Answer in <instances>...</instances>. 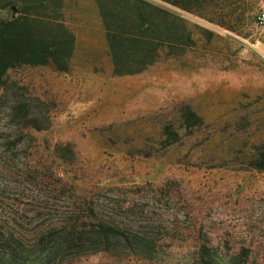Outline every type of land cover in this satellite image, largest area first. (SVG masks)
<instances>
[{
	"label": "rangeland",
	"instance_id": "rangeland-1",
	"mask_svg": "<svg viewBox=\"0 0 264 264\" xmlns=\"http://www.w3.org/2000/svg\"><path fill=\"white\" fill-rule=\"evenodd\" d=\"M149 1L185 18L194 45L165 47L146 70L114 75L96 1L68 0L65 18L78 44L69 70L9 71L0 90V230L21 228L31 194L54 213L72 187L96 192L169 181L175 192L166 214L184 233L165 257L101 252L65 264H191L200 236L223 248L260 249L262 262L264 171L247 170L245 160L264 141V32L257 24L264 0H201L196 10ZM183 104L205 120L193 135L181 127ZM30 119L43 128L27 127ZM166 125L179 129L178 141L169 143ZM57 176L67 183L62 195L51 190Z\"/></svg>",
	"mask_w": 264,
	"mask_h": 264
},
{
	"label": "trees",
	"instance_id": "trees-1",
	"mask_svg": "<svg viewBox=\"0 0 264 264\" xmlns=\"http://www.w3.org/2000/svg\"><path fill=\"white\" fill-rule=\"evenodd\" d=\"M67 1L0 0V11L13 8L15 12L13 17L0 16V90L7 84L9 71L24 65L69 70L76 37L65 18ZM95 1L114 75L138 74L155 64L165 47L178 49L195 43L185 18L149 0ZM161 1L196 10L201 0ZM36 121L27 120L25 125L42 129ZM181 122L192 135L205 125L189 104L182 105ZM164 134L169 143L180 138L179 129L171 125L165 126ZM56 151L67 160L61 147ZM245 161L247 170L264 171V141L254 144ZM28 167L30 177L35 172ZM56 183L51 190L64 194L67 183L59 176ZM72 188L65 205L54 213L44 198L31 194L21 228L0 230V264H65L101 252L153 261L165 257L166 247L184 233L166 214L175 192L172 182L109 186L96 192ZM200 238L203 241L194 247L191 264H264L257 261L260 249L223 248Z\"/></svg>",
	"mask_w": 264,
	"mask_h": 264
},
{
	"label": "built area",
	"instance_id": "built-area-1",
	"mask_svg": "<svg viewBox=\"0 0 264 264\" xmlns=\"http://www.w3.org/2000/svg\"><path fill=\"white\" fill-rule=\"evenodd\" d=\"M257 24L259 26H264V8L260 11V13L257 16Z\"/></svg>",
	"mask_w": 264,
	"mask_h": 264
},
{
	"label": "crops",
	"instance_id": "crops-1",
	"mask_svg": "<svg viewBox=\"0 0 264 264\" xmlns=\"http://www.w3.org/2000/svg\"><path fill=\"white\" fill-rule=\"evenodd\" d=\"M67 3V2H66ZM263 27V32H264V26H262ZM262 44H263V46H264V34L262 35V42H261ZM75 44L76 45H78L77 44V39H75Z\"/></svg>",
	"mask_w": 264,
	"mask_h": 264
}]
</instances>
